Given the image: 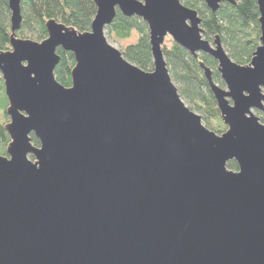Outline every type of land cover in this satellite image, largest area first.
<instances>
[{
  "label": "water",
  "instance_id": "1",
  "mask_svg": "<svg viewBox=\"0 0 264 264\" xmlns=\"http://www.w3.org/2000/svg\"><path fill=\"white\" fill-rule=\"evenodd\" d=\"M7 2L0 264H264V124L253 113H264V0L246 66L219 37L205 40L198 13L180 0H93L89 32L49 20L41 42L16 37L21 0ZM203 2L213 13L236 5ZM117 12L146 24L152 72L107 43ZM167 36L217 63L226 90L199 67L222 134L181 100L162 52ZM58 49L74 57L69 88L54 77Z\"/></svg>",
  "mask_w": 264,
  "mask_h": 264
},
{
  "label": "trees",
  "instance_id": "2",
  "mask_svg": "<svg viewBox=\"0 0 264 264\" xmlns=\"http://www.w3.org/2000/svg\"><path fill=\"white\" fill-rule=\"evenodd\" d=\"M140 1V0H136ZM236 5L223 4L216 12L207 9L200 0H184L186 8L197 11L201 19L203 38L213 41L219 37L221 45L229 58L237 65L250 63L253 53L259 46V13L256 0H235ZM21 26L16 37L41 42L47 38L45 23L53 20L65 27L73 28L78 33L90 31L96 14L93 0H21ZM132 32L139 35L138 41L127 46L121 53L126 61L144 72H152L153 63L148 42L146 24L137 17H124L117 12L114 21L105 29V36H113L117 40H128ZM10 10L7 0H0V51H9ZM166 67L172 83L177 88L181 99L201 114L204 126L221 134L225 131L216 102L209 90L199 63L212 71V80L220 87L224 86L217 72V63L208 55L200 53L194 59L187 51L176 44L170 49L162 50ZM60 62L55 68V80L64 88L71 87V71L74 57L71 53L57 50ZM7 100L3 93V82L0 76V156L6 155L9 137L4 131L7 122L5 110ZM261 123L264 115L259 114ZM31 143L38 147L33 135ZM229 171H237L235 162H228Z\"/></svg>",
  "mask_w": 264,
  "mask_h": 264
},
{
  "label": "rangeland",
  "instance_id": "3",
  "mask_svg": "<svg viewBox=\"0 0 264 264\" xmlns=\"http://www.w3.org/2000/svg\"><path fill=\"white\" fill-rule=\"evenodd\" d=\"M181 4L184 6V0H181ZM105 38H106L107 43H108L110 46H112L114 49H116V50L122 52L127 46L135 44V43L138 41V39H139V35H138L136 32H132L130 38H129L128 40H123V41H122V40H117V39H115L113 36H111V37L105 36ZM209 42H210V41H209ZM211 43H212V41H211ZM172 44H173L172 39H171L170 37L167 36V37L164 39V44H163L162 48H164V49H170L171 46H172ZM222 47H223V46H222ZM223 50H224V48H223ZM224 51H225V50H224ZM225 53H226V52H225ZM226 54H227V53H226ZM221 88H222L223 90H226L225 86H222ZM3 93H4V91H3ZM181 100L183 101V103L185 104V106H186L190 111H192L193 113H195L196 115H198V116L201 117V114H200L199 112H196L195 109H194L191 105H189V104H188L186 101H184L183 99H181ZM253 113H254L255 116L258 117V118L261 117V115H259V114H263V113H261V112H257V111H253ZM221 122H222V121H221ZM6 123H8V118H7V122H6ZM260 123H261V122H260ZM222 124H223V123H222ZM261 124H264V123H261ZM203 125H204V123H203ZM225 130H226V127H225ZM224 132H225V131H224ZM221 134H222V133H221ZM216 135H220V134H216ZM38 146H39V144H38ZM29 159L32 160V161H34V159H33L32 157H29Z\"/></svg>",
  "mask_w": 264,
  "mask_h": 264
},
{
  "label": "flooded vegetation",
  "instance_id": "4",
  "mask_svg": "<svg viewBox=\"0 0 264 264\" xmlns=\"http://www.w3.org/2000/svg\"><path fill=\"white\" fill-rule=\"evenodd\" d=\"M200 1H202V3L204 4V6L207 8V6H206V4L203 2V0H200ZM180 2H181V0H180ZM221 5H223V4H221ZM220 5V6H221ZM185 7V6H184ZM189 9V8H188ZM208 9V8H207ZM192 10V9H191ZM197 12V11H196ZM211 43V42H210ZM263 115H264V113H263Z\"/></svg>",
  "mask_w": 264,
  "mask_h": 264
}]
</instances>
